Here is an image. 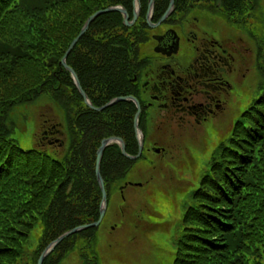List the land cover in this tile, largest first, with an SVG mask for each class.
Wrapping results in <instances>:
<instances>
[{
  "label": "trees",
  "instance_id": "16d2710c",
  "mask_svg": "<svg viewBox=\"0 0 264 264\" xmlns=\"http://www.w3.org/2000/svg\"><path fill=\"white\" fill-rule=\"evenodd\" d=\"M139 1L134 25L125 26L116 11L101 14L68 53L66 64L83 90L91 87L94 92L101 80L120 84L122 74L131 78L138 63H143L137 61L138 47L148 40L150 29L145 22L147 0ZM153 1L152 23L169 3ZM131 4L132 0H0V264H36L57 237L98 220L101 192L94 169L102 139L119 137L128 155L137 154L134 104L117 102L101 111L88 108L60 64L88 17L114 6L123 7L130 17ZM195 6L223 14L240 28L260 18L257 0H174V9L162 24H180ZM79 48L86 49L81 52L87 56L84 62L92 64L85 69L92 77L88 73L82 77L86 64L79 68L75 63ZM262 88L254 103L258 106L251 105L232 125L228 142L212 152L198 187L189 193L191 204L174 239L173 264H264V83ZM43 94L63 111L66 124L60 127L52 114L41 113L36 146L22 150L11 138L8 115L14 106ZM107 94L104 99L89 98L90 103L97 108L130 93ZM141 108L138 127L145 133L149 112L146 106ZM136 162L125 158L117 144L104 149L99 170L107 209L114 195L120 196L119 189ZM97 229L63 239L42 264H60L73 252L80 264H100ZM34 230H39L37 244L27 253Z\"/></svg>",
  "mask_w": 264,
  "mask_h": 264
},
{
  "label": "rangeland",
  "instance_id": "374dc122",
  "mask_svg": "<svg viewBox=\"0 0 264 264\" xmlns=\"http://www.w3.org/2000/svg\"><path fill=\"white\" fill-rule=\"evenodd\" d=\"M257 2L260 18L249 20L247 29L234 27L223 14L210 13L197 6L182 22L179 31L182 39L175 55L177 60L186 63L190 58V44L185 41L186 23L193 24L196 33L204 32L215 39L238 37L242 39L239 43L237 41L241 61L236 76L240 75V80L226 77L231 87L224 99L223 111L216 117H208L195 130L181 134H175V130L171 134L159 121L158 127L150 131V143L156 142L169 154L148 155L145 149L150 146L146 144L142 154L149 157L150 165L138 161L126 175L128 186L123 198L118 193L114 195L111 207H106V221H102L97 229L96 249L100 264H173L174 239L182 225L183 213L191 204L189 193L198 187L199 179L208 169L212 152L220 143L228 142L232 125L263 92L264 0ZM145 45L141 46L143 54L148 53V45ZM44 112L52 114L51 118L60 125L66 124L63 111L46 94L30 103L14 106L9 113L13 125L11 138L22 150L36 146L39 117ZM124 198L126 201L122 203ZM37 232L39 230H34L30 235L25 247L27 253L37 244ZM77 256L75 252L69 253L60 264H80Z\"/></svg>",
  "mask_w": 264,
  "mask_h": 264
},
{
  "label": "flooded vegetation",
  "instance_id": "af4514ba",
  "mask_svg": "<svg viewBox=\"0 0 264 264\" xmlns=\"http://www.w3.org/2000/svg\"><path fill=\"white\" fill-rule=\"evenodd\" d=\"M131 7V16L129 17L128 15L129 21L133 18V0ZM158 20L153 24L157 23ZM134 23L130 26L134 25ZM181 24L182 22L175 26H169L161 23L154 28H151L147 24L150 29L148 32L149 38L138 47L137 61L143 60V63H138L134 69L135 71L131 73L132 77L127 78V75L124 73L120 78V84L101 80L98 89L94 92L91 87L86 91L82 89L89 101V98H107V92H129L130 94L128 95L115 96L114 98L124 96L134 97L140 105V113L142 111L141 106H146L149 114L144 123L145 133L140 129L143 134V146L139 157L136 159L137 161L147 160L150 162L149 157H143L144 154H142L146 144L150 146L145 149L148 155L150 153L152 155H164L165 152L169 154V151H165L166 148L159 147L156 142L151 144L149 141L150 131L158 127L157 123L159 121V124L161 122L162 124L164 123V129L170 131L171 134L175 130V134L195 130L208 117H216L223 111V102L231 87L227 83L226 77L227 79L230 77L232 80H240V75L236 76V74L238 71L237 66L241 61L239 54L240 46L237 44V41L238 43L242 41L241 38L234 37L229 40L215 39L212 36L205 35L204 32L196 33L193 24L186 23L185 41L190 44V58L185 61L186 63L179 62L175 55L179 50L182 39L179 33ZM125 26L128 27V25ZM233 26L236 27L235 25ZM244 28L247 29L246 23ZM144 44H146L145 46L148 45V53L146 54L142 52L143 48L141 46ZM82 50L86 49L79 48L80 53L76 55L75 63L79 68L82 62L86 64L85 70L87 67H91L92 64L84 62V58H87V56L82 55ZM86 73H88L86 70L85 73L82 72V77ZM88 75L92 77L91 73H88ZM88 94L90 97H88ZM81 99L83 101L82 97ZM63 132L62 128L59 135H64ZM133 133L136 140L134 127ZM61 141L64 143L63 139ZM117 146L119 147V145ZM156 149H159V152H156ZM127 186L124 182L119 189L122 197L126 192Z\"/></svg>",
  "mask_w": 264,
  "mask_h": 264
},
{
  "label": "water",
  "instance_id": "95a60500",
  "mask_svg": "<svg viewBox=\"0 0 264 264\" xmlns=\"http://www.w3.org/2000/svg\"><path fill=\"white\" fill-rule=\"evenodd\" d=\"M153 4L154 1L153 0H147V14H146V23L151 27L154 28L156 26H158L159 24H161L169 15L170 13L173 11L174 9V0H169L168 3V7L166 9V11L164 12V14L161 16V18L158 20L157 23L153 24L151 23V16H152V11H153ZM133 7H134V12H133V18L131 21L128 20V14L126 12V10L121 7V6H114V7H109L106 8L104 10H99L95 13H93L90 17H88V19L85 21L84 25L82 26L79 34L72 40V42L70 43L67 51L65 52L64 56L62 57V59L60 60V64L62 65V67L67 70L70 75L71 78L74 82L75 87L77 88L78 92L80 93L81 97L83 98V103L90 109L95 110V111H101L117 102H122V101H130L132 102L135 107H136V113L134 115V119H133V127H134V132H135V137H136V141L138 144V151L137 154L134 156L128 155L125 152V146L123 141L119 138V137H115V136H111L108 138H104L102 139L97 151H96V161H95V177H96V181L98 184V187L100 189L101 192V201L99 204V217L98 220L90 223V224H85V225H81V226H77L75 228H72L68 231H66L65 233H63L62 235H60L59 237H57L55 240H53L52 242H50L44 249L43 251L40 253L37 263L36 264H42V262L44 261V259L52 252V250L65 238H67L68 236L78 233L82 230L91 228V227H98V225L101 223L102 218L105 214L106 211V207H107V200H106V192L104 189V183H103V179L100 175V160L102 157V153L104 151V149L115 143L117 145H119L120 147V151L121 154L129 159V160H135L137 159V157H139L141 150H142V146H143V134L141 132V130L138 127V118H139V113H140V105L138 103V101L132 97V96H124V97H116L111 99L109 102H107L105 105L96 108L94 107L90 101L88 100L87 96L84 94L79 80L77 78L76 73L66 64V57L68 55V53L72 50V48L75 46V44L77 43V41L82 37V35L87 31L90 23L99 15L107 13V12H113L116 11L118 13H120L123 17V23L125 25L130 26L131 24L134 23V21L136 20L137 16H138V11H139V0H133ZM156 152H159V149H156Z\"/></svg>",
  "mask_w": 264,
  "mask_h": 264
},
{
  "label": "bare ground",
  "instance_id": "6f19581e",
  "mask_svg": "<svg viewBox=\"0 0 264 264\" xmlns=\"http://www.w3.org/2000/svg\"><path fill=\"white\" fill-rule=\"evenodd\" d=\"M102 141V140H101ZM101 141H100V143H101ZM95 161H96V159H95Z\"/></svg>",
  "mask_w": 264,
  "mask_h": 264
}]
</instances>
